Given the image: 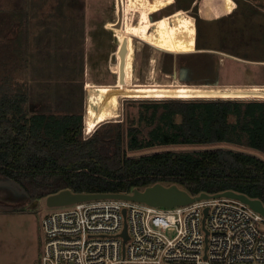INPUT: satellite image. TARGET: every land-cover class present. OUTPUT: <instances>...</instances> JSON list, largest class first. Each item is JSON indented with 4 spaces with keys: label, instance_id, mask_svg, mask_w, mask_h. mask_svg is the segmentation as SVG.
Returning a JSON list of instances; mask_svg holds the SVG:
<instances>
[{
    "label": "rangeland",
    "instance_id": "1",
    "mask_svg": "<svg viewBox=\"0 0 264 264\" xmlns=\"http://www.w3.org/2000/svg\"><path fill=\"white\" fill-rule=\"evenodd\" d=\"M0 7L7 9L0 14V58L5 60L0 61V77L25 84L32 112L102 116L98 124L87 116L84 137L109 122H121L126 134L130 119L146 135L148 127L139 119L140 112L147 113L142 104L173 100L122 97L121 88L139 92L140 85L154 84L148 74L153 47L148 39L163 50L157 58L159 83L212 89L264 85V64L252 63H264V0H0ZM133 44L131 52L140 49L131 63L123 50L127 53ZM219 147L264 159V153L227 143L163 145L127 154ZM34 202L18 186L0 181V204L18 207L15 212L0 208V264H39L41 219L60 207H48L45 198ZM258 228L264 231V225Z\"/></svg>",
    "mask_w": 264,
    "mask_h": 264
},
{
    "label": "trees",
    "instance_id": "2",
    "mask_svg": "<svg viewBox=\"0 0 264 264\" xmlns=\"http://www.w3.org/2000/svg\"><path fill=\"white\" fill-rule=\"evenodd\" d=\"M4 9L0 7V14L5 10L6 14ZM17 58L16 68L20 66ZM27 91L21 80L0 77V181L18 184L31 202L67 189L73 193H131L161 183L176 184L191 196L231 190L264 205V159L255 155L221 147L127 154L163 145L220 143L264 153L263 100L145 102L147 113L140 112L139 119L148 127L146 135L130 119L126 134L121 122H109L84 137L88 115L32 112L27 108ZM1 207L5 212L18 210L11 204Z\"/></svg>",
    "mask_w": 264,
    "mask_h": 264
},
{
    "label": "built area",
    "instance_id": "3",
    "mask_svg": "<svg viewBox=\"0 0 264 264\" xmlns=\"http://www.w3.org/2000/svg\"><path fill=\"white\" fill-rule=\"evenodd\" d=\"M260 224L263 215L224 196L172 208L87 200L43 216L39 264H264Z\"/></svg>",
    "mask_w": 264,
    "mask_h": 264
},
{
    "label": "water",
    "instance_id": "4",
    "mask_svg": "<svg viewBox=\"0 0 264 264\" xmlns=\"http://www.w3.org/2000/svg\"><path fill=\"white\" fill-rule=\"evenodd\" d=\"M5 182L13 183L15 186L19 187V185L16 184L15 182L7 181V180ZM22 192L24 196L25 193L23 190ZM221 196L240 200L241 202L247 204L254 211L264 216L263 203L259 199L249 198L242 193H237L228 190L211 195L207 193H200L196 196H191L188 192L181 189L176 184L164 185L161 183H156L151 186H147L144 189H133L131 193H73L67 189L60 191L56 194L47 196L45 198V203L48 207H61L87 200L123 199L134 202H141L155 207L159 206L164 208H172L175 206L187 205L196 200H200L204 198L206 199L210 197H221ZM34 203H37V201H35ZM205 213L206 210L204 211V214ZM122 235L125 239L127 238L125 228L123 230Z\"/></svg>",
    "mask_w": 264,
    "mask_h": 264
},
{
    "label": "bare ground",
    "instance_id": "5",
    "mask_svg": "<svg viewBox=\"0 0 264 264\" xmlns=\"http://www.w3.org/2000/svg\"><path fill=\"white\" fill-rule=\"evenodd\" d=\"M226 56H230L226 54ZM263 65L264 63L252 62ZM264 72V71H263ZM264 75V74H263ZM205 86L193 87L190 85L171 84L160 85V87H140L139 92L130 90L128 98L133 99H249L264 98V85L249 86H225L218 85L217 88ZM89 118V116H88Z\"/></svg>",
    "mask_w": 264,
    "mask_h": 264
},
{
    "label": "crops",
    "instance_id": "6",
    "mask_svg": "<svg viewBox=\"0 0 264 264\" xmlns=\"http://www.w3.org/2000/svg\"><path fill=\"white\" fill-rule=\"evenodd\" d=\"M117 2V1H116ZM146 39V38H145ZM149 41H150V43L153 45V47L151 48V57H150V59H149V62H148V66H150V71H149V78H150V74H151V79L154 81V84H152V85H140L139 86V88L140 87H144V86H148V87H152V88H154V87H160V85H171V81H168V80H165L164 82V84L163 83H159V82H157V73H158V71H159V68H158V65H157V58L159 57V55H160V53H161V51H163V50H161V48H160V46L158 47V45H156L155 44V42H154V38H152V40H150V39H148ZM134 46V44L133 45H131L130 46V48L127 46V53H125L124 52V50H123V55L125 56V54H128L130 57H129V61L132 63L133 61H134V59H135V51L136 50H139L140 49V46L138 47V49H136V50H134V51H132L131 52V48ZM142 47V46H141ZM168 50V49H167ZM174 52V51H173ZM131 63H130V65H131ZM153 69V70H152ZM151 70H152V73H151ZM174 73H175V70H174ZM173 73V74H174ZM175 75V74H174ZM173 84V83H172ZM130 90L131 89H127L126 91L123 89V88H121V93H122V97L124 96V97H126L127 96V93L128 92H130ZM132 93H134V91L132 92ZM154 100H160V99H154ZM85 115H88V116H90L89 117V119H92V120H94V124H98V122L102 119V116H99V115H97V114H91V113H87V114H85ZM105 117H107V116H105ZM118 117H119V115H118ZM117 117V118H118Z\"/></svg>",
    "mask_w": 264,
    "mask_h": 264
}]
</instances>
